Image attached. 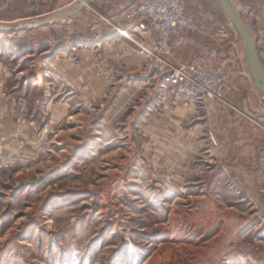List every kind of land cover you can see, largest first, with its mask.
Returning <instances> with one entry per match:
<instances>
[{
	"label": "rangeland",
	"instance_id": "rangeland-1",
	"mask_svg": "<svg viewBox=\"0 0 264 264\" xmlns=\"http://www.w3.org/2000/svg\"><path fill=\"white\" fill-rule=\"evenodd\" d=\"M76 1L48 0L35 11L30 0H0V23L49 9L33 18L47 16ZM185 1L197 27L181 34L213 28L223 32L225 48L235 36L243 47L216 0ZM232 2L248 25V12L237 0ZM135 6L133 0L132 12L121 22L137 17L149 27L147 17ZM88 8L83 17L88 27H74L70 35H80L92 22L106 19L99 5ZM56 29L23 31L8 42H3L7 35H0V99L24 101L26 114L35 122V145L0 151V264H237L230 259L235 245L241 255L244 244L259 253L254 235L243 239L239 228L244 219L230 212L238 206L227 201L225 186L212 187L208 179L210 161L204 155L218 146L216 134L206 132L204 154L184 158L175 150L169 162L163 147L148 144L139 101L144 90L135 89L110 105L116 87L131 84L136 76L125 69L123 78L113 70L91 74L93 88L86 89L78 75L81 68L73 67L79 59L51 57L53 45L67 33L62 29L57 37ZM127 39L140 58L135 72L149 79L140 86L163 80L166 66L146 62L138 47L142 37ZM111 48L101 45L95 50L108 53L105 61L114 65ZM117 51L125 59L124 51ZM206 63L215 68L223 65L225 85V62ZM99 77L105 93L95 90ZM100 94L105 95L100 98ZM209 132L217 146L209 144ZM43 139L46 145L39 150ZM184 160L190 162L187 169ZM39 176H44L39 184H26ZM217 195H224V200Z\"/></svg>",
	"mask_w": 264,
	"mask_h": 264
},
{
	"label": "crops",
	"instance_id": "crops-1",
	"mask_svg": "<svg viewBox=\"0 0 264 264\" xmlns=\"http://www.w3.org/2000/svg\"><path fill=\"white\" fill-rule=\"evenodd\" d=\"M47 1L30 0L29 6L36 11L39 10L40 4ZM237 2L248 12V25L254 28L257 52L264 66V0H237ZM96 5L104 9L102 13L106 19L92 22L88 31L80 35H70L71 29L82 27L86 30L88 26H85L83 17L88 13L89 6L70 18L46 26L51 30L56 27L57 37L60 32L62 34L63 27L67 32L60 37L61 42L56 41L58 45H53L51 57L56 61L64 59L65 55L68 59L71 56L76 60L79 59L73 67L76 70L81 68L78 75L82 76V84H86V89L93 88L90 78L92 75L109 73L107 71L113 70L123 78L125 69L136 76L131 80V84L118 86V89L116 87L110 105L115 106L121 98L125 99L135 89L144 90L141 91L143 94L139 101L143 105L141 114L144 116L142 120L145 119V130L150 140L148 144H152L154 148L163 147L165 156L169 155V162H172V154L175 150L184 158L186 156L196 158L204 154L207 144L206 132L213 131L219 144L209 156L204 155V158L210 161V164H207L208 179L212 187L221 189L222 185L225 186L227 201L238 206L230 212L244 219L243 226L239 228L242 229L243 239L254 235L255 241H258L256 246L259 253L253 252L250 244L249 248L244 244L241 255L240 248H235V245L230 250L232 253L230 259L237 264H264V204L261 194V189L264 187V97L249 75L243 47L236 36L230 38L232 40L229 42V49L225 48L226 44L223 45V32L213 28H207L206 31L194 35L183 33L171 39L173 50L167 60L176 66L195 61H205L212 65L220 61L225 62L223 100L202 101L195 96L178 93L174 84L165 82L161 78L157 81L155 79L146 88L140 86V83H146L147 78L135 72L139 69L140 58L132 43L127 38L121 37L119 32L127 29L125 31L130 36L139 35L146 38L151 34L149 27L137 17H132L130 22L125 24L121 22L124 20V15L132 12L133 0H94L90 6L97 7ZM48 10L38 11L40 12L38 14H45ZM38 14L17 15L10 20L32 19ZM109 25L113 27L109 28ZM114 26L117 29H114ZM46 27H41L40 31L45 32ZM31 30H27L28 33ZM25 32L9 34L3 42H8L9 37L15 38V35ZM101 45L112 47L110 51L115 54L114 65L105 61L108 53L102 54L95 50ZM72 50L76 53H72ZM117 50L124 51L125 59L122 57V52L118 54ZM67 63L71 65V62ZM101 83L99 77L98 87L95 86V90L105 93L106 86ZM102 95L105 94H100V98ZM5 102L8 103L6 106ZM249 116L257 123H253ZM34 123L26 114L24 101L0 99V151L12 152L24 148V144H32ZM183 163L182 166L187 169L190 162L186 163L184 160ZM224 198V195H217L219 200Z\"/></svg>",
	"mask_w": 264,
	"mask_h": 264
},
{
	"label": "built area",
	"instance_id": "built-area-1",
	"mask_svg": "<svg viewBox=\"0 0 264 264\" xmlns=\"http://www.w3.org/2000/svg\"><path fill=\"white\" fill-rule=\"evenodd\" d=\"M135 11L147 17L151 34L141 39L138 44L140 53L146 62L153 67H164L162 73L165 82L176 86L179 93L195 96L199 100H220L223 96L224 82L222 67H210L204 61L175 66L167 61L171 53L173 37L182 32L194 31L196 25L192 17L186 12L185 0H136ZM211 146H217L213 133H208ZM46 141L43 139L39 150H43ZM3 163L0 155V164ZM264 202V187L261 189Z\"/></svg>",
	"mask_w": 264,
	"mask_h": 264
},
{
	"label": "water",
	"instance_id": "water-1",
	"mask_svg": "<svg viewBox=\"0 0 264 264\" xmlns=\"http://www.w3.org/2000/svg\"><path fill=\"white\" fill-rule=\"evenodd\" d=\"M94 0H78L58 11L43 17L22 21L0 23V35L16 34L19 32L50 26L74 16ZM226 14L229 22L234 27L242 41L244 60L249 75L260 94L264 97V66L260 60L256 46V36L252 29L242 20L236 5L232 0H216ZM44 176L29 179L26 184L31 186L39 184Z\"/></svg>",
	"mask_w": 264,
	"mask_h": 264
},
{
	"label": "bare ground",
	"instance_id": "bare-ground-1",
	"mask_svg": "<svg viewBox=\"0 0 264 264\" xmlns=\"http://www.w3.org/2000/svg\"><path fill=\"white\" fill-rule=\"evenodd\" d=\"M119 35H120L121 37L130 38V34L127 33L125 30H120Z\"/></svg>",
	"mask_w": 264,
	"mask_h": 264
}]
</instances>
